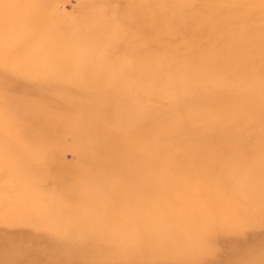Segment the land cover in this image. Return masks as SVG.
<instances>
[{"label": "rangeland", "instance_id": "1", "mask_svg": "<svg viewBox=\"0 0 264 264\" xmlns=\"http://www.w3.org/2000/svg\"><path fill=\"white\" fill-rule=\"evenodd\" d=\"M262 60L264 0H0V264H264Z\"/></svg>", "mask_w": 264, "mask_h": 264}, {"label": "bare ground", "instance_id": "2", "mask_svg": "<svg viewBox=\"0 0 264 264\" xmlns=\"http://www.w3.org/2000/svg\"><path fill=\"white\" fill-rule=\"evenodd\" d=\"M242 5H244V6H248V4L245 2V3H243ZM230 13H231V15H232V17H227L226 18V20H224V21H221L220 23H218V27L217 26H215V28L217 29V31L219 30L220 31V34H223V37H224V32L226 33V36H225V42H223L222 44H225V43H227L228 45L230 44V42H232V40L233 39H237L238 41H240L241 43H246V40H244L243 39V34H244V29L243 28H239V26H238V24L240 23V25H243V24H245V23H247L248 22V20L250 19V18H258L261 14L260 13H258L257 11H255V10H244V9H235V10H232V11H230ZM161 16V13L159 12V17ZM159 21V20H158ZM160 22V21H159ZM213 24V23H212ZM161 27V23H160V25L158 24V27ZM228 26V27H227ZM230 26H233V27H235L236 29H237V31L235 32V34L234 35H232V33H230V31H231V28H230ZM159 27V28H160ZM158 28L156 27V30H157ZM227 29H228V32H227ZM226 30V31H225ZM256 33H255V35L254 36H256L255 38H257V37H259V31H258V29L256 28V30H254ZM211 32V31H210ZM212 33V32H211ZM252 33V32H251ZM253 42H255L256 43V40H252ZM234 57H236V55H234ZM255 57V59H257V60H259L260 61V59L261 58H259V57H257V56H254ZM238 58V57H237ZM240 58H238V60H239ZM263 64H264V61L262 60L261 61ZM252 76V75H251ZM264 87L262 86H260V93L262 92V93H264ZM259 97H260V95H259ZM192 147V146H191ZM193 152V151H192ZM187 153L189 154L190 153V151H188L187 150ZM228 154V153H227ZM215 160V159H214ZM195 161V160H194ZM197 162H198V160H197ZM170 164V163H169ZM171 175V174H170ZM172 177V176H171ZM179 178V177H178ZM261 187V186H260ZM261 225V224H260ZM149 234H151V233H149ZM172 234V236H173V233H171ZM171 236V237H172ZM152 238V239H151ZM154 239L155 238H153L152 236H150V240L152 241V242H154ZM156 241L154 242V244L156 245V244H158V243H167V244H170L172 241H174V240H172L171 238H170V236H166L165 234H161L160 236H158L156 239H155ZM153 247H155V246H153Z\"/></svg>", "mask_w": 264, "mask_h": 264}]
</instances>
